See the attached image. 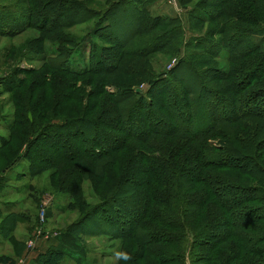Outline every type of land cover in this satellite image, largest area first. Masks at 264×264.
<instances>
[{
	"label": "rangeland",
	"instance_id": "rangeland-1",
	"mask_svg": "<svg viewBox=\"0 0 264 264\" xmlns=\"http://www.w3.org/2000/svg\"><path fill=\"white\" fill-rule=\"evenodd\" d=\"M25 1L0 0V77L10 72L14 74L17 69L27 70V75L19 73L15 77L18 81L20 79L18 87L8 89L9 86L0 85V137L9 134V130L5 128V122L9 121L11 112L19 111V108L13 106L15 102L14 95L15 97L24 98L23 100L26 102L25 91L28 88L27 82L30 79H36L34 88L42 86L37 90H32L33 98L31 101L41 93L47 99L44 102L48 101L52 104L54 96L57 95V98L53 100L55 101L54 108L57 105L59 108L62 106L63 109L55 108L53 117H73L81 113V119L83 117V119L90 118L94 120L95 118L96 120L92 128L81 126V129L87 135L88 130L92 129L93 134L91 136L85 137L87 135L83 136L77 130V134L72 136L70 133L73 130L70 128L67 130L69 134L65 133L64 136H60L62 138H58L55 133L51 137H46L48 133L51 134V131H49L46 136H42L28 146L25 152L28 153L27 161L19 158L11 166H5L9 159L0 163V175L3 179L2 190H0V228L3 226L7 212L16 211L20 214L19 219L13 226L14 228H12L13 233L23 242L21 254L15 262L19 264L31 231L35 229L36 213L41 206V202L45 201L42 228L48 231L51 236L48 235L44 239L45 241L37 251L45 247L61 249L64 256L69 259L67 260L69 263L72 261L69 257L79 261L80 264L126 263L125 260L119 258L123 257L119 248L121 245L125 247V241L121 242L119 239H115L114 236L125 235L129 232V228H122L123 224L119 222V215L129 213V209L124 210V213L123 211L118 213V211L114 212L113 210L96 211L92 205L93 198L89 196L92 195V185L96 189L103 186L105 176L95 177L91 171H88L90 182L80 181L83 196L88 195V197H85L88 204H85L79 210L75 206L72 208L67 207L66 204L70 199V195L59 192V186L62 184L58 180L60 176L52 173L55 168L58 173L64 171L61 170L63 166L58 169L56 165V162L60 160L59 158L66 157L63 153H68L67 156L73 157L72 160L62 163L64 167L78 169L81 171L82 176L87 177L83 168L85 159L82 156L88 155L91 158L88 146H95L96 149L110 148L109 145L112 144L113 146L114 144L111 141L114 139L113 137L121 136L123 138L122 143H124L123 149L121 143L118 149L116 147L110 151L108 150L109 152L107 151L112 158V165L116 155L118 161L114 166L128 167V177L133 178L138 175L137 178L141 180L143 176L140 167L142 169L144 164L141 165L137 160H129V154H127L129 152L127 151H130L132 147V151L135 149L142 154L161 153V151L162 153H173L171 161L175 168H177L178 154L198 153L197 150L200 146L203 153H217L220 155L228 153L234 157L252 153L261 163L263 155L260 157L259 153H264V119L253 114H240L238 102L234 101L235 103H233L232 99L235 94L237 100L238 97L249 91L259 92L258 89L264 86V75L260 79L255 75L249 80L246 77L245 81L248 80L246 83H243L244 76L242 75L244 69L256 57L261 60V51L264 50V0H188L184 4L181 0H152L145 9L146 14L148 17L157 16L161 21L151 26L153 27L151 34H144V36L143 34H135L134 37L132 36L133 38L131 37L132 40L122 47V49L127 50L126 54L122 52V59L140 60V65H137L140 68L136 69L143 72L142 74H131L125 80L129 82L130 87L132 85L136 86L135 90L141 92L143 98L146 99L148 94L151 99L149 105H139L138 108L131 97H127L128 94L112 97L102 91L105 90L104 83V85H100L101 87H97L95 84L94 79L97 77H103L104 82L110 81V79L118 82L121 76L119 77L117 73L102 74L97 72L93 75L82 73L73 76L62 70H54L48 67L41 60L43 53L41 49L43 42H41V45L39 42L41 33L35 27H32V20H35L36 15L29 14L27 16V25L29 26L22 24L26 20L21 14L22 12L19 13V8L23 6ZM29 1L27 0V6ZM85 1L96 9L103 7V0ZM199 8L201 12H199ZM125 11L132 12L133 15L126 14ZM198 15H207L208 17L202 16L199 18ZM115 18H120V24L123 26L128 25V22H131L129 25H133L136 20L138 21L139 14L136 17V13L129 6H113L108 12V19L113 21ZM169 18H178V20L167 22L166 19ZM91 21L64 29V36L61 39L66 40L69 35L80 38L91 26ZM254 29L257 30L253 31ZM98 34L102 35L103 33ZM48 35H54V33L51 32ZM149 37L152 38L149 39ZM99 38L100 36L97 35L95 39L98 44H102L103 42ZM49 41H46L45 44H56V42L53 44ZM149 43L153 45H149ZM252 43L258 44L259 50L253 52L248 49ZM51 47L49 46V48ZM242 49L244 50L242 51ZM117 53H120L118 49L115 50V53L109 52L107 58L110 59V57L116 56ZM237 53L239 54L236 57H231L232 54ZM142 54L144 56H140ZM72 58L75 59L77 65L86 63L87 55L81 45H77ZM179 58H186V62L172 69ZM55 64L59 66L58 59L55 60ZM71 64H74V62H71ZM101 64L106 63L102 61ZM233 69L236 71H232ZM168 70H173L172 73H174L172 78L170 77L171 81H177L175 80L176 77L183 81L180 82L181 87L172 86L167 88L163 83L161 85L155 83L149 89L147 80L142 82L145 78L169 76L167 75ZM229 70L230 72H228ZM42 73L48 76L51 74L53 78L50 77L48 80L46 76H42ZM24 80L26 82L21 84ZM185 81L189 83L187 89L191 87L188 90L184 86ZM105 88L109 91L112 90L109 86H105ZM68 94L71 97L69 101ZM51 98L52 100H50ZM256 105H260L259 107L264 106V95H258L253 100L251 106L256 107ZM244 107H248V105L245 104ZM82 108L86 111H81ZM89 109L91 110L88 111ZM57 110L61 112L57 113ZM76 110H80L79 114ZM232 113L239 115L231 118ZM99 122L104 125L103 128L96 127ZM21 128L17 126L10 130V143L7 147L1 149V153H19L24 145V140L27 138H22L24 134L21 136L18 134ZM194 129H197V135L190 132ZM35 154L41 156L40 160L48 161V166L41 168V172L30 177L20 176L18 173L24 171L26 164L32 168L39 166L40 161H37ZM183 159L187 167L197 165V170L202 167L199 166V160L188 162L186 157ZM225 160L227 159L218 162L223 163ZM231 164L235 169L212 168L211 171L225 176L226 181H229L232 185L238 183L240 186L255 189L262 186V174L257 173L259 169L250 172V166L247 164L246 159H238L237 162H231ZM90 167L92 168L94 165H90ZM236 168H239V171ZM113 173L118 174L115 171ZM195 173L192 170L189 173L187 172L185 177L192 178ZM72 179H74L73 176ZM183 179L185 178L183 177ZM213 181L214 183L223 182V180L217 178ZM178 183L183 187L189 185L190 182L181 180ZM178 183L176 181V184ZM165 184V182L161 184L162 187ZM194 187L198 189L199 186ZM133 193L137 195L139 200L147 196L142 187L138 188L136 192L133 191ZM256 195H258L257 192ZM200 199L201 195L196 194L190 197L187 203H198ZM208 203L215 204L213 200H209ZM261 203L262 201L257 198V201L248 204V206L262 205ZM126 205L130 207L131 212L137 210L136 204H134V209L132 205ZM114 207L116 206L113 205ZM161 207L165 208L164 206ZM187 209L193 210L196 209V206L187 207ZM207 211H209L208 206ZM117 214L119 215L117 216ZM263 215L264 208L260 206L257 209V216L262 217V219L256 221L253 225L257 232L258 230H264ZM233 217L234 219L226 218L227 224L221 220L212 228V231L220 233V230H223L222 227H228V224L248 222L249 215L238 216V214H233ZM199 223L196 222L195 229L198 228ZM253 226H250V228H253ZM239 230V232L249 231L248 228ZM82 231L87 232V234L82 235ZM137 234L142 236L141 232ZM108 235H114L113 239L109 238ZM227 241L222 245L230 242L234 243L232 237L228 238ZM131 242L132 240H127V249L128 244ZM262 243L264 244V241L259 246L263 245ZM12 246L13 244L11 245L10 242L0 238V258L12 257ZM189 247L190 245L186 248V251L192 253L191 257L193 259H196L195 256L199 253L206 255L204 247L199 248V250H189ZM216 247L209 253V260L206 264L216 263L215 259L220 258L223 254L225 248H220L217 244ZM34 254L30 258L31 260L34 259ZM191 257L190 254L188 256L185 254L184 264H205L193 261ZM253 257L258 259L260 255ZM0 262L9 261L3 260ZM26 264H30V261ZM233 264L240 263L236 261Z\"/></svg>",
	"mask_w": 264,
	"mask_h": 264
},
{
	"label": "trees",
	"instance_id": "trees-1",
	"mask_svg": "<svg viewBox=\"0 0 264 264\" xmlns=\"http://www.w3.org/2000/svg\"><path fill=\"white\" fill-rule=\"evenodd\" d=\"M151 1L152 0H103V7L101 9H96L88 5L85 0H30L28 6L26 0L23 2V6L19 8V13L22 12L21 14L26 20L25 23L22 24L26 26H29L27 25V16H29V14H33L34 16L36 15L35 20H32V27H35L41 33L39 36L40 45L41 42H43L41 47L43 50L41 60L47 64L48 67L53 68L54 70H62L63 72L73 76L81 75L82 73H90L91 75L97 72H101L102 74L117 73L119 77L121 76L118 82L112 81L114 79L104 82L103 77H97L94 79L95 84L99 87L104 83L105 86L111 87L112 90L109 91L106 90L104 86L105 90L102 91L112 97L128 94L127 97H131V100H133L134 104H136L138 108L139 105H149V101L151 99L148 97V94L146 99L143 98L141 92L135 90L136 86L132 85L130 87L129 82L125 80V78L131 74H142L143 72L139 71L140 69H136L140 68L137 66L140 65V60L137 59L136 61H133L131 59H122V52L123 54L127 53V50L122 49V47L127 45L135 34H143V36L144 34H151L153 28L151 26L154 23L156 24L161 21L157 16H147L145 9H147V5L151 3ZM181 1L182 4H184L188 0ZM120 5L122 7L129 6L130 9L136 13V17L139 14V19L138 21L136 20L137 23L135 22L133 25H129L131 22H128V25L123 26L120 24V18H115V20L113 19V21H109L108 12L111 10V7H120ZM125 12L126 14L133 15L132 12ZM199 12H201L200 8ZM202 16L208 17L207 15H198L199 18ZM89 20H92V24L80 38L75 36L72 37L68 33L71 38L68 36L66 40L61 39L64 36V29H68L71 26H77L78 24L80 25V23H84ZM172 20H178V18L166 19L167 22ZM255 30L257 29H254L253 31ZM51 32L54 33V35H48ZM101 32L103 33L102 35L98 34ZM97 35L100 36L99 39L103 42L102 44H98L95 39ZM151 38L152 37H149V39ZM46 41L53 42V44L56 42V44L47 45L45 44ZM77 45H81L87 55L85 60L86 63L84 65H77L75 59L72 58ZM149 45L153 44L149 43ZM49 46L54 47L49 48ZM259 48V45L256 43H252L250 47H248V49L253 52L259 50ZM114 49H118L120 53H117L116 56L108 59L107 54L109 52L115 53ZM48 50L50 52H47ZM243 50L244 49H242V51ZM261 53V60H258L259 57H256L248 64L249 66L244 69L242 74L244 76L243 83H246L254 75L259 79L264 75V50L261 51ZM238 54L239 53L232 54L233 56L231 57H236ZM140 56H144V54ZM181 58L178 59L172 69L179 65H183L186 62V58ZM57 59L59 61V66H56L55 64V60ZM102 61H105L106 64L102 65ZM71 62H74V64H71ZM262 69L263 71L261 72ZM232 71L236 70L233 69ZM172 72L173 70H168L167 75L169 76L161 78L154 77L150 78L151 80L149 78H145L142 82L147 80L149 83V89L154 86L155 83H159V85L163 83V85L167 88L172 86L181 87L180 82H183L181 79L176 77L175 80L177 81H171L170 77L172 78L174 75ZM228 72H230V70ZM257 72L259 75H257ZM19 73L27 75V70L17 69L14 74L10 72L7 75L1 76L0 85L4 84L6 87L9 86L7 87L8 89L18 87L20 79L18 81L15 77L19 75ZM42 74V76H46L48 80L50 77L53 78L51 74L49 76L45 73ZM198 76H200V74H198ZM246 77L248 78L247 81H245ZM35 80L36 79H30L27 82L28 88L25 91L26 102H24V98L15 97L14 95L15 102L13 103V106L15 108H19V111L11 112L8 119L9 121L5 122V128L9 130L10 134V130H12V128L20 126L22 128L18 134L20 136L24 134L22 138H27L24 140V145L20 149L19 153L5 154L1 153V149L7 147L10 143V135L8 134L7 136L0 137V163L9 159L8 162L5 163V166L13 165L19 158H23L27 161L28 153L25 152L28 146L33 141H37L42 136H46L49 131H51V134L48 133L46 137H51V135L55 133L58 138H62L60 136H64L65 133L69 134L67 130L70 128L73 130V132L70 133L72 136L76 135L77 131L85 136L87 134L81 129V126H87L88 128H92L94 126L93 124L96 119H83V117L81 119V113L79 114L80 110H76L79 115L73 117H53L55 108H59L57 105L54 108L55 101L53 100L57 98V95L54 96L53 100L52 98L50 99L52 100V104L48 101L44 102V100L47 99H45V95L41 93L37 98L31 101L33 98L32 90H37L42 87L37 86L34 88ZM25 82L26 81L24 80L21 84ZM31 83L32 85H30ZM187 85H189V83L188 81H185L184 86L186 90L191 88L189 87L187 89ZM114 87L115 89H113ZM3 89L5 90L6 88ZM182 89L184 88L182 87ZM258 91L259 92L255 91V93H253L254 90L249 91L250 93L247 92L243 94V96L241 95L237 98V100L236 94L233 95V103L236 101L238 102L240 114H253L264 119V106H251V103L258 95H264V86L260 87ZM67 96L68 101L71 100L70 95L68 94ZM21 102L23 104H20ZM25 103L26 105L24 106ZM245 104L248 105V107H244ZM59 109L62 110L63 107L61 106ZM90 110L91 109L88 111ZM81 111L86 110L82 108ZM60 112L61 111L57 110V113ZM238 115L236 113H232L230 117L235 118ZM96 127L103 128L104 125L99 122ZM88 131L89 133L85 137L93 134L92 129H89ZM190 132L194 135L198 134L197 129L191 130ZM113 138L114 139L111 141H113L114 144L113 146L110 144V148L96 149L95 146H88L91 158H89L88 155L82 156V158L85 159L83 168L85 169L87 177L82 176L81 171L78 169L74 170L71 167H64L62 163L67 160H72L73 158L71 156H67L68 153H63L66 157H61L59 158L60 160L56 162L57 168L60 169V167L63 166L61 170L64 171L58 173L55 168L52 173L60 176L58 180L59 183L62 184L59 186V192H65V194L68 193L70 195V199L66 204L67 207L72 208L75 206L77 210L81 209V207L85 204H88L87 199H85L88 195L84 194V197L83 191L80 189L81 180L90 182L88 171H91L95 177L100 175L105 176V183L100 189H96L92 185V195L90 194L89 197L93 198L92 205L96 211L99 210L101 212L113 210L114 212L118 211L119 213L123 211L124 213V210L129 209L130 212L127 214H117V216H120L119 222L123 224L121 227H126L127 229L129 228V232L125 235L117 237L116 235H113L115 239H119L121 242L125 241V247L121 245L119 248V251L123 254V257L121 256L119 258L125 260V264H184L185 254H187V256L190 254V257L192 256L190 251H186V248H188L189 245V250H199L201 247L205 248L206 255L199 253L195 256L196 259L191 258L193 261L206 264L209 260V253L217 248L216 244L219 245L220 248L225 249L223 250L221 257L215 259L217 262L213 264H233L236 261L240 264L264 263V244L262 243L263 245L259 246L260 243L264 241V230H258L257 232L253 226L256 221L262 219V217L257 216V209H259L260 206H263L264 208V153H259L260 157L263 155L261 164L252 153L243 154L238 157H234L228 153H222L221 155L217 153H203V149H201L200 146L197 150L198 153L178 154V160L176 161L177 168H175L173 162L171 161L173 153H162L161 151V153L142 154L135 149L132 151V147L130 148V151H127L129 152L127 153L129 154V160H137L141 163V165L144 164L142 169L140 167L143 176V179L141 180L137 178L138 175H135L133 178H130V176L128 177V167H115L114 165L118 161L116 155L112 165V158L108 152L116 147L118 149V146L123 142V138L121 136ZM90 143L92 142L90 141ZM123 147L124 143L121 144L122 149ZM35 155L37 157V161H40L39 166L32 168L26 164L24 171L18 173L20 176L30 177L31 175L41 172V168L48 166V161H42L40 160V155ZM185 157L188 162L191 160H199V166H202L200 170H197V165H194V167H187L183 162L184 159L182 160V158ZM222 159L227 160L223 163L218 162ZM238 159H246L247 164L250 166V172H254L259 169L257 173L259 172L262 174V186L259 187V189L240 186L238 183L232 185L229 181H226L227 179L225 176L211 171L212 168L235 169L232 165L234 163L231 164V162H237ZM180 160L182 161L180 162ZM42 163L44 164L41 165ZM90 165H94V167L91 168ZM236 169L239 171V168ZM192 170L196 172L195 175L192 178L185 177V174ZM114 171L118 174L115 175L113 173ZM72 176L74 179H72ZM183 177L185 179H183ZM215 178L221 179L223 182L214 183L213 179ZM181 180H184L185 182L189 181L190 183L189 185L181 187L178 183ZM2 181L3 179L0 175V190H2L1 188L3 186ZM163 181L166 184L162 187L161 184L164 183ZM176 181L178 184H176ZM196 185L199 186L198 189L194 187ZM140 187L143 188L147 196H144L139 200L137 195H134L133 191L136 192V190ZM254 190H257L256 192L258 195H256ZM196 194L201 195V199L198 203H187V201L190 200V197H193V195L195 196ZM257 198L262 201V205L248 206V204L257 201ZM209 200H213L215 204H209ZM126 204L132 205L133 209L134 204H136L137 210H133L132 213L130 207H127ZM113 205L116 207L113 208ZM161 206H164L165 208H162ZM192 206H196V209H187V207ZM207 206L209 207V211H207ZM191 214L192 219L190 220ZM233 214H238V216L249 215V218H247L248 222L242 221L236 224H228V227H222L223 230H220V233L212 231V228L215 227L221 220H223V223L227 224L226 218L229 217L234 219ZM19 217L20 214L16 211H9L5 214L3 226L0 228V238L10 242L11 245L13 244L11 247L12 257L8 256L0 258V261L8 260L13 263L21 254L23 242H21L18 236L13 233L12 229ZM198 217H200V219H198ZM197 221L200 223L198 228L195 229ZM250 226H253V228H250ZM241 228H248L249 231L239 232V229ZM140 232L142 233V236H138L137 233ZM86 234L87 232L82 231V235ZM108 236L113 239V236ZM230 237L234 239V243L230 242L226 245H222L225 242H228L227 240ZM12 238L13 240H11ZM128 239L132 240V242L128 244L127 249ZM259 255L260 257L258 259L253 257ZM69 258L72 259L71 263L80 264L79 261H75L72 257ZM67 260L69 259L64 256L61 249L49 247L42 252L36 253L34 255V259H30L28 261H30V264H71Z\"/></svg>",
	"mask_w": 264,
	"mask_h": 264
},
{
	"label": "built area",
	"instance_id": "built-area-1",
	"mask_svg": "<svg viewBox=\"0 0 264 264\" xmlns=\"http://www.w3.org/2000/svg\"><path fill=\"white\" fill-rule=\"evenodd\" d=\"M44 204H45V201H42L41 206L36 213V226H35V229L31 231V235L26 242V246L24 248L22 257L19 260V264H24L26 260L28 262V260H30V258L33 256L34 253L36 254L38 252H42L45 249L44 248L42 250L37 251L39 249V246L45 241L44 239H46L48 235L50 234L48 233V231H45L42 228V222L44 219V208H43Z\"/></svg>",
	"mask_w": 264,
	"mask_h": 264
},
{
	"label": "crops",
	"instance_id": "crops-1",
	"mask_svg": "<svg viewBox=\"0 0 264 264\" xmlns=\"http://www.w3.org/2000/svg\"><path fill=\"white\" fill-rule=\"evenodd\" d=\"M45 248H47V247H45ZM26 263H27V260L25 261L24 264H26ZM0 264H18V263L17 262H14V263H11V262H0Z\"/></svg>",
	"mask_w": 264,
	"mask_h": 264
}]
</instances>
